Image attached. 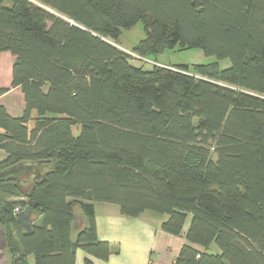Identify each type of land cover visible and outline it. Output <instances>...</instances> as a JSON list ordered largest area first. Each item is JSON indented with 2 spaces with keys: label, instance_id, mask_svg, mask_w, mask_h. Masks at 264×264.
Segmentation results:
<instances>
[{
  "label": "trees",
  "instance_id": "16d2710c",
  "mask_svg": "<svg viewBox=\"0 0 264 264\" xmlns=\"http://www.w3.org/2000/svg\"><path fill=\"white\" fill-rule=\"evenodd\" d=\"M139 22L140 56L199 48L229 66L145 69L114 43ZM3 51L24 111L0 104V170L36 167L0 180L6 264L106 260L96 202L165 215L175 264H264V0H0ZM30 201L23 233L13 209Z\"/></svg>",
  "mask_w": 264,
  "mask_h": 264
},
{
  "label": "crops",
  "instance_id": "0c3cea01",
  "mask_svg": "<svg viewBox=\"0 0 264 264\" xmlns=\"http://www.w3.org/2000/svg\"><path fill=\"white\" fill-rule=\"evenodd\" d=\"M13 59L8 51L0 53V87L7 89L0 96V104L10 116L20 117L24 111V99L18 86L11 87ZM5 156V152L0 149V161ZM74 215L80 219V225L76 227L73 222L71 232L73 241L78 229L86 224L85 216L77 206ZM165 218V215H157L149 210L137 216H126L120 212L116 204L94 203L95 235L97 239L109 243L110 254L106 260H99L77 248L74 264H83L85 257L91 258L94 264H175L184 237L182 234L173 235L163 231L161 223ZM210 249L211 252H217L214 246ZM28 260L33 262L31 256Z\"/></svg>",
  "mask_w": 264,
  "mask_h": 264
},
{
  "label": "rangeland",
  "instance_id": "374dc122",
  "mask_svg": "<svg viewBox=\"0 0 264 264\" xmlns=\"http://www.w3.org/2000/svg\"><path fill=\"white\" fill-rule=\"evenodd\" d=\"M145 32L142 28V24L139 22L132 28L122 30L118 40L114 42L116 46L125 51L132 58L133 63L141 65L145 69L152 68L154 65L177 67L179 65L187 66L188 70H192L194 64H208L216 61L220 68L229 66L228 59H216L213 56H206L199 48H179L178 46L173 49H164L153 55H138L134 52L133 48L139 40L144 38ZM74 133L79 131V126L73 127ZM14 201L27 200L24 197L15 198ZM17 206V205H16ZM152 212V211H150ZM154 213V212H152ZM159 215V214H157Z\"/></svg>",
  "mask_w": 264,
  "mask_h": 264
},
{
  "label": "water",
  "instance_id": "95a60500",
  "mask_svg": "<svg viewBox=\"0 0 264 264\" xmlns=\"http://www.w3.org/2000/svg\"><path fill=\"white\" fill-rule=\"evenodd\" d=\"M36 170L35 165L18 163L13 166L0 170V180L16 178L19 175L30 174ZM36 202L30 201L17 215L19 226L23 233H28L31 230V225L38 218V214L33 210ZM75 226L80 225V219L73 214ZM9 260L6 246V233L3 225L0 223V264H5Z\"/></svg>",
  "mask_w": 264,
  "mask_h": 264
},
{
  "label": "built area",
  "instance_id": "2783aa9c",
  "mask_svg": "<svg viewBox=\"0 0 264 264\" xmlns=\"http://www.w3.org/2000/svg\"><path fill=\"white\" fill-rule=\"evenodd\" d=\"M22 209L19 207V206H16L14 209H13V213L15 215H18V213L21 211Z\"/></svg>",
  "mask_w": 264,
  "mask_h": 264
}]
</instances>
